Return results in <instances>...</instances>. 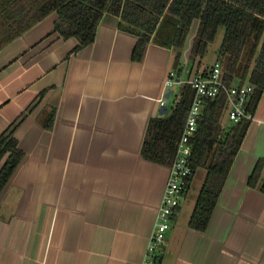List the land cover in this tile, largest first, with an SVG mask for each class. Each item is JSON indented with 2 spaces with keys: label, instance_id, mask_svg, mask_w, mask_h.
Segmentation results:
<instances>
[{
  "label": "crops",
  "instance_id": "obj_1",
  "mask_svg": "<svg viewBox=\"0 0 264 264\" xmlns=\"http://www.w3.org/2000/svg\"><path fill=\"white\" fill-rule=\"evenodd\" d=\"M56 19L0 50V136L23 153L0 195V264H141L169 177L141 149L174 54L151 43L133 62L136 38L108 14L74 52ZM247 122L205 231L188 227L199 169L158 264H264V91Z\"/></svg>",
  "mask_w": 264,
  "mask_h": 264
},
{
  "label": "trees",
  "instance_id": "obj_2",
  "mask_svg": "<svg viewBox=\"0 0 264 264\" xmlns=\"http://www.w3.org/2000/svg\"><path fill=\"white\" fill-rule=\"evenodd\" d=\"M53 13L57 16L54 32L62 40L75 39L74 52L93 43L97 27L108 14L117 19L119 31L136 38L133 62H140L152 43L173 52L170 68L177 74L191 27L196 25L189 62H197L198 67L223 28L216 60L222 66L224 84L252 88L246 108L251 115L264 91V0H0V50ZM193 97L188 86H180L173 107L165 109L166 117L149 122L141 149L144 160L170 167ZM224 107L222 94L206 101L190 140L193 176L199 169L206 172L188 222L189 229L199 233L208 225L249 125L242 121L226 129L221 123ZM22 159L12 133L0 136V195ZM257 179L258 168L248 186L253 188Z\"/></svg>",
  "mask_w": 264,
  "mask_h": 264
},
{
  "label": "built area",
  "instance_id": "obj_3",
  "mask_svg": "<svg viewBox=\"0 0 264 264\" xmlns=\"http://www.w3.org/2000/svg\"><path fill=\"white\" fill-rule=\"evenodd\" d=\"M184 85L193 91L194 97L181 137L175 146L176 152L169 167V177L141 264H158L157 259L165 246V235L170 230L171 219L178 211L183 195L188 190V179L193 176V170L189 165L192 152L190 140L197 131L198 121L206 101H212L220 94L224 95L223 115L231 126L242 121H250L252 116L246 110L252 95V88L247 85L226 86L223 82L222 66L219 62L199 67L197 63H194L192 67L182 68L180 74L168 68L161 82L159 98L156 99L158 108L167 109L172 89ZM166 94H169L168 99H165Z\"/></svg>",
  "mask_w": 264,
  "mask_h": 264
},
{
  "label": "rangeland",
  "instance_id": "obj_4",
  "mask_svg": "<svg viewBox=\"0 0 264 264\" xmlns=\"http://www.w3.org/2000/svg\"><path fill=\"white\" fill-rule=\"evenodd\" d=\"M195 31H196V25H193L191 27L189 35L185 41L184 47L181 50V60H180L181 63L180 64H181V66H183V68L192 67V65H193L189 62V56H190V50H191ZM223 35H224V29L219 28L217 35L215 37V40L213 41V43H211L209 45L205 57L200 62V66H209V65L217 62V60H216L217 54H218V50L221 46ZM178 92H179V87H175L172 89V94L170 96V99L168 100L167 109H171L173 107L174 102L177 100ZM163 117H166V116L163 115ZM221 123L226 129H230L232 127L231 125H229L227 123L224 115L222 116ZM203 174H204V172L200 171V172H198L197 176H201Z\"/></svg>",
  "mask_w": 264,
  "mask_h": 264
},
{
  "label": "water",
  "instance_id": "obj_5",
  "mask_svg": "<svg viewBox=\"0 0 264 264\" xmlns=\"http://www.w3.org/2000/svg\"><path fill=\"white\" fill-rule=\"evenodd\" d=\"M168 95L169 94H166V96H165V99H168ZM167 112L165 111V110H162V109H160V111H159V115L160 116H163L164 114H166Z\"/></svg>",
  "mask_w": 264,
  "mask_h": 264
}]
</instances>
